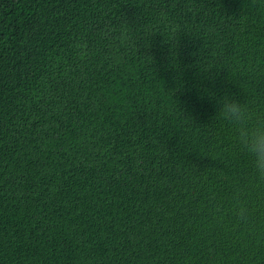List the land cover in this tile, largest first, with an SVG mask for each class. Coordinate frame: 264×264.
<instances>
[{"label": "trees", "instance_id": "obj_1", "mask_svg": "<svg viewBox=\"0 0 264 264\" xmlns=\"http://www.w3.org/2000/svg\"><path fill=\"white\" fill-rule=\"evenodd\" d=\"M225 94L264 113V0H0V264H264Z\"/></svg>", "mask_w": 264, "mask_h": 264}, {"label": "clouds", "instance_id": "obj_2", "mask_svg": "<svg viewBox=\"0 0 264 264\" xmlns=\"http://www.w3.org/2000/svg\"><path fill=\"white\" fill-rule=\"evenodd\" d=\"M205 93L207 99H212L210 92ZM214 102L221 117L234 125L240 150L250 157L257 176L264 178V113H253L244 103L226 94L217 96Z\"/></svg>", "mask_w": 264, "mask_h": 264}]
</instances>
